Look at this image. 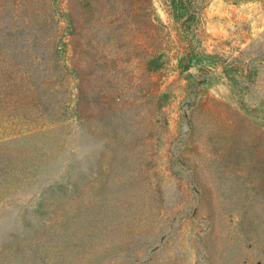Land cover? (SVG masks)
I'll use <instances>...</instances> for the list:
<instances>
[{"label":"rangeland","instance_id":"374dc122","mask_svg":"<svg viewBox=\"0 0 264 264\" xmlns=\"http://www.w3.org/2000/svg\"><path fill=\"white\" fill-rule=\"evenodd\" d=\"M0 264H264V0H0Z\"/></svg>","mask_w":264,"mask_h":264},{"label":"trees","instance_id":"16d2710c","mask_svg":"<svg viewBox=\"0 0 264 264\" xmlns=\"http://www.w3.org/2000/svg\"><path fill=\"white\" fill-rule=\"evenodd\" d=\"M181 16H182L181 12H178L177 15H176V19H177V20L180 19Z\"/></svg>","mask_w":264,"mask_h":264}]
</instances>
